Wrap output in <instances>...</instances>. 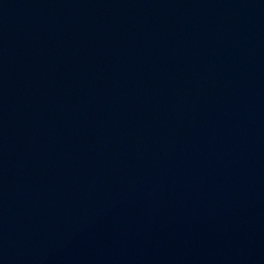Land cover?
I'll list each match as a JSON object with an SVG mask.
<instances>
[{"label":"water","instance_id":"95a60500","mask_svg":"<svg viewBox=\"0 0 264 264\" xmlns=\"http://www.w3.org/2000/svg\"><path fill=\"white\" fill-rule=\"evenodd\" d=\"M0 264H264V0H0Z\"/></svg>","mask_w":264,"mask_h":264}]
</instances>
